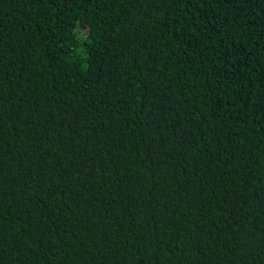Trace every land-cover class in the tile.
Returning a JSON list of instances; mask_svg holds the SVG:
<instances>
[{
  "label": "trees",
  "instance_id": "1",
  "mask_svg": "<svg viewBox=\"0 0 264 264\" xmlns=\"http://www.w3.org/2000/svg\"><path fill=\"white\" fill-rule=\"evenodd\" d=\"M0 264H264V0H0Z\"/></svg>",
  "mask_w": 264,
  "mask_h": 264
}]
</instances>
